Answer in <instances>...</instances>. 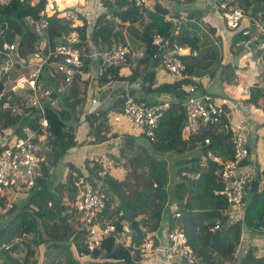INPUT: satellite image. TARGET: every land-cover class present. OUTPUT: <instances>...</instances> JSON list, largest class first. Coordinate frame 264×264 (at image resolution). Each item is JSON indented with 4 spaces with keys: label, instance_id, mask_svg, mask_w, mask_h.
<instances>
[{
    "label": "trees",
    "instance_id": "1",
    "mask_svg": "<svg viewBox=\"0 0 264 264\" xmlns=\"http://www.w3.org/2000/svg\"><path fill=\"white\" fill-rule=\"evenodd\" d=\"M30 1L7 0L4 3L0 2V23L4 22L6 27L5 31L0 34V45L6 39L11 40L12 34L8 29L9 24L20 20L26 28L17 27L21 36L17 48L22 55L41 49L39 38L29 32L28 26L23 22L26 16L39 17L45 0H35L33 3ZM122 3L101 0L99 8L104 9L105 12L99 13L95 18L89 28L88 39L85 38L84 34L85 29L88 28L85 19H82L80 26H74L81 39L80 43L76 45L79 50H91L93 45L96 47L106 46L111 41L114 42L119 39V29L114 28L112 20L104 18L107 7L110 8L112 17L119 16L123 21L126 19L134 21L135 15L139 13L135 8L129 7L120 10ZM237 3L243 7L249 16L258 10H263L264 16V0H238ZM112 6H116L118 10L114 12ZM46 18L48 34L52 41L71 29L70 22L64 21L55 13L46 16ZM18 25L20 26V23ZM164 31L165 29L161 34L168 36L163 34ZM240 31L235 32L234 40H248L251 37L249 34H241ZM257 36L256 39L259 41ZM175 40L182 47L196 48L197 36L187 31L183 23H179ZM7 43L10 44L11 42ZM149 47L144 50V59L151 57ZM214 53L213 50L208 52L206 50V52L199 53V58L190 53L179 54V57L185 64L186 73L203 75L205 73L210 74L217 66L215 56H213L214 58L208 57L209 54L214 55ZM141 61L142 59L138 60V63ZM87 62V58H83L82 69L86 67ZM100 66L103 67V71L97 78L98 88L111 80H133L136 77L134 70L128 75L119 74L118 65L115 64ZM76 73H74V77H76ZM9 75L15 76L14 73ZM8 76H2L0 79V91L3 89ZM140 76L144 92L169 94L171 98L167 99L166 106L162 108V115L156 129V138L151 142L149 141L147 147L142 146L135 150L133 149L135 145L133 142L122 143L126 147L125 149L130 151L129 153H133L130 157L125 155L128 171L124 172V176L117 179L107 173L103 175L107 199L101 211V218L112 222L118 229L120 221L124 219V213L119 207V203H123L128 209H131L134 219L142 218L139 224L141 232H134L131 235L132 243L137 244L142 241L148 231L158 228L159 221L164 215L163 210L167 202L170 201L168 199L171 198L175 202L181 203V208L184 210L180 212L176 222L182 227L194 254L199 258V264H264V253L256 254L253 247H247L242 253L235 254L238 239L243 231L242 228H246L250 232H264V188L250 192L247 186V197L244 208H242V214L235 220L228 219L224 214L225 198L213 193L220 186L217 176L220 164L206 158V150H210L212 154L221 158L231 157V147L228 141L229 129L225 117L222 116L207 126L199 127L187 138H182L179 128L184 118L181 104L182 82L188 81V79L169 81L154 86V72L152 70L143 68ZM69 90L63 96V103L60 107L46 109L44 114L46 125L44 127L38 125V116L35 115V110H29L27 116H24L12 113L9 107L2 106L4 102L12 103L21 99L22 95L20 96L17 91L11 93L3 91L4 93L0 95V131L10 128L14 133H17L23 125L27 124L26 127L36 130L34 142L38 143L42 154L40 174L34 184V189L30 191L32 194L30 193V196L21 201L13 219L6 226H0V241H8L15 236L21 237L22 241L26 243L30 240L31 231L37 232L29 245L33 246V249L27 252L28 254L34 252L31 256V264H36L39 256L36 247L40 243H44V247H46L42 264H136L135 261L138 256L134 255L132 260L129 251L121 245L115 244L111 237L103 239L100 246L91 252H88L80 242H76L73 233L78 228L77 222L75 221L72 227V220L70 219L72 216L66 211V207L72 199L73 173L79 172L78 167L73 166L70 162H65L67 169L65 179L62 182L58 181L54 191H51V185L55 178L52 166L63 158L68 149L82 143H77L73 139V134L69 131V127H65L64 120L68 119L70 115L76 117L74 115L76 103H80L83 108L87 102L85 97L74 98L72 95L73 98H71ZM53 96V92H50V98ZM135 98L147 101L139 97ZM120 107L121 101L86 116L87 120L91 116L97 120L95 125H92L91 120L88 121V134L93 137L88 142H100L118 135L123 142L124 134H109L107 136V133H112L109 129L110 126L108 121L102 122L108 109L119 110ZM97 133L101 134L97 135ZM37 137L42 138L37 140ZM204 138H208L210 142L204 144ZM196 148L200 150L199 155L202 157H198V155H191L187 158L180 157L172 163V165H176L175 173L179 178L175 182L171 195H169L171 197H169L165 189L167 182L166 160L157 158L152 152L155 150L157 153L183 154L193 151L192 154H194ZM112 159L115 161L114 158ZM240 162L245 164V158ZM96 168L89 169L88 173L93 175ZM137 170H141V174H137ZM62 191H64V197L59 194ZM0 203L2 205L5 203L3 193H0ZM167 217L169 218L168 228H170L173 224V218L170 214H167ZM216 224L217 228L214 229L213 226ZM70 241L75 242L78 253L86 256V258L98 257L101 262L94 261V259L78 262L73 256ZM12 247L11 245L9 248ZM197 258L196 263L193 264H198Z\"/></svg>",
    "mask_w": 264,
    "mask_h": 264
},
{
    "label": "built area",
    "instance_id": "2",
    "mask_svg": "<svg viewBox=\"0 0 264 264\" xmlns=\"http://www.w3.org/2000/svg\"><path fill=\"white\" fill-rule=\"evenodd\" d=\"M63 1L75 2L76 0ZM119 1L128 3L136 10H140L149 4V0ZM210 1L221 13L228 27L237 26L241 19L247 16L243 7L237 3L238 0ZM91 2L93 3H91L92 5L85 3L82 6L86 10L85 19L88 26L84 32L86 39L89 38V28L94 22L89 17H96L99 14L96 13V9L101 5V0H91ZM58 4V0H45L39 17H24L25 21L32 27L33 32L43 41L45 46L43 52L34 51L29 60L22 62L14 56L15 46L12 43L0 45V76H6L10 70L19 68L20 64H25L29 68L27 76H18L16 81L19 83L27 82L30 86V92L27 94L25 102L20 103L19 106L9 107L10 111L15 114L26 115L29 109L25 108L31 107V110L34 109L39 115V126L42 127L46 125L44 118L45 109L53 105L50 104V92L52 90L41 86V72H45L50 77L57 75L62 82L69 83L73 74L77 71V66L82 64L83 58L96 57L100 53L99 50L95 52V45H93L91 50L78 49L76 45L80 43L81 39L78 31L74 28V26H77L78 17L77 14L69 9H64L58 15L69 21L72 28L59 36V42L51 40L48 34L46 14L53 12ZM249 18L255 33L258 35L257 38H259L257 48L264 49V23L252 17ZM165 19L172 21L171 34L163 36L157 33L152 40L156 45L155 49L161 51L160 64L164 69L163 71L170 77H174L172 78L173 80L188 79V81L182 82L184 97L181 104L184 118L179 127L180 136L187 138L190 134L196 132L199 127L207 126L222 116L226 118L228 123V141L231 147V157L221 158L212 154L210 150H206V158L220 164L217 172L220 186L213 193L222 195L225 198L226 208L224 214H226L228 219L235 220L241 216L242 202L250 180L249 172L240 161L247 157L249 151L244 139L245 124L241 120L234 119V115L231 116L230 112L236 110L242 100L249 96L252 88H257L261 98L264 99V53H262L259 60L260 67L253 83L247 82V80H239L236 76L232 80L233 89L229 94L213 95L207 93L200 86L201 75L185 72V64L179 57V54L182 53V48L175 40V35L179 28L177 18L165 16ZM143 51L142 48L132 49L130 44L125 41L116 40L101 54V59L106 65H116L125 61L128 54L133 56L134 54L141 55ZM102 71L103 67L98 66L97 75H101ZM105 85L109 90L125 91L121 95L123 116L127 117L131 124L148 141H153L156 138V129L160 122L162 108L166 106L167 100L163 99L148 103L145 100H138L129 94L122 82L109 81ZM103 92L105 95L103 100L96 98L97 92L91 94L88 104L85 105L78 117L79 123L83 121L86 114L96 112L99 108L106 105L112 95L107 90ZM1 94L2 92H0ZM119 118L120 115L113 114L111 121L115 122ZM1 133L0 193H11L12 197L28 196L30 191L34 189V184L40 174V162L42 160L41 148L38 143L34 142L36 130L22 127L17 133H14L7 128ZM41 138L37 137V140ZM203 142L208 144L210 141L208 138H204ZM78 167L79 172L73 173V193L70 205L73 212L77 215L79 226L83 232V235L78 239L81 240L87 251L90 252L98 248L103 239L111 237L115 244L131 250V253L134 250L138 251L139 258L136 259V264L196 263L197 257L182 227L177 222H174L170 228L166 226L162 231L164 243L158 247L157 244H152L151 234L153 230L145 234L146 239H142L140 243L133 244L129 241L130 229L124 219L120 221V227L117 229L112 222L101 218V211L107 199L101 176L106 173L110 174L112 168L119 167L111 157H101L95 153L85 154ZM94 167H97L96 171H94L95 174H89L88 170ZM259 186L264 188V176L260 179ZM10 201H14V199ZM169 211L173 218L180 216V210L178 209L170 208ZM213 228H217V226L215 225ZM243 243L244 238L240 235L235 252L238 253ZM7 245L5 242H0V249L6 248ZM158 249L159 253H157Z\"/></svg>",
    "mask_w": 264,
    "mask_h": 264
},
{
    "label": "crops",
    "instance_id": "3",
    "mask_svg": "<svg viewBox=\"0 0 264 264\" xmlns=\"http://www.w3.org/2000/svg\"><path fill=\"white\" fill-rule=\"evenodd\" d=\"M7 0H0L1 3L6 2ZM35 0H31L30 2L33 3ZM109 1V0H108ZM75 3V5L78 4V0L71 1ZM111 2V1H109ZM112 2H123L120 6V10H125L127 7H131L128 3H125L124 1L119 0H113ZM84 4H90L93 3L91 0H84ZM92 3V4H91ZM149 8V10H148ZM118 9L116 8V11ZM148 10V11H146ZM114 11V10H113ZM105 12L102 8H97L96 13H103ZM115 12V11H114ZM150 12H156L160 14V21H154L153 19H150L147 16L152 17ZM216 9L214 4L210 0H149L148 7L141 12L139 11L138 15H135L134 21H130L126 19L125 21L121 20L119 16H111L110 14V8L107 7L106 13L104 14V18L112 20V23L114 24L115 29H119L120 31V37L119 40L125 41L130 44L132 49L135 48H142L143 50L147 49L148 46H151L153 44V36L157 33L162 35V31L165 29L163 34L170 35L172 30V21L165 19V16H169L170 18L176 17L178 24L183 23L187 29V31L194 33L197 36V44L196 48L192 49L190 46H181V54H187L190 53L191 55H194L196 58H199V53L201 52H207L209 50H213L215 53L214 55H208L209 58H212L215 56V59L217 61V66L212 70L210 74L205 73L202 76L200 86L201 88L210 94L213 95H221V94H229V92L233 89L232 80L237 76L239 80H247V82L253 83L256 78V73L260 67V58L262 56V53H264V49H258L257 44H255L251 49L247 47V43L254 39L256 37V33L253 29V26L251 25L249 19L242 18V20L238 23V26L236 27H228L225 24L224 19L222 18L221 13ZM261 11L258 10L255 15H259ZM91 15V13H89ZM98 15V14H97ZM77 19L78 23L77 26H80V22L84 17L77 13ZM97 17V16H96ZM95 16L89 17V19L95 20ZM180 21V22H179ZM86 22V19H85ZM6 28V27H5ZM4 29H1L0 34L5 31ZM29 32H32L33 35H35L40 40V50H36L37 52H43L45 49L44 43L41 40L40 37H38L34 32L32 27L29 25L27 27ZM241 30V31H240ZM240 31L241 34L244 35H250L251 37L248 40L245 39H239L234 40V34L235 32ZM21 38V36L18 33V37L11 38V40L6 39L4 43L11 42L15 48L14 53L15 57L20 59L22 62L25 60H29L32 52H27L24 55L20 54L18 52V40ZM150 38V40H148ZM55 40V39H54ZM234 40V41H233ZM113 43L111 41L106 46H97L95 49L99 50V54L96 57H88L87 60H89L86 64V71L77 72L76 77H72V80L68 83L66 87L63 88V91L61 88L63 83L59 77L56 75L54 77L47 76L45 72H41V86L50 88L52 92L56 93L57 95L63 96L67 92L68 89H70V95L71 98H73L72 95H74V98L77 97H85L86 102L87 99L90 98V94L97 90V75H96V68L98 65H100L102 58L101 54L106 50V48ZM150 49V47H149ZM257 50H260V52L256 55ZM160 57H161V51L154 49V54L151 55L150 58L144 59L141 58L142 61L138 63V60L132 56L127 55L125 58V61L122 62L119 68V73L123 75H128L133 70L135 71V79L133 80H122L120 82L124 83V87L126 91L129 94H133L135 97H139L142 99H146L148 102L153 101H160L162 99H170L169 94L164 93H146L142 90V80H141V70L144 68L146 70H152L154 72V86L159 85L160 83L165 82H171L174 81L167 73L160 70L159 64H160ZM214 58V57H213ZM19 63V62H18ZM29 71V68L25 64H20L19 68H15L12 71H10L6 76H8L10 73H14L15 76H13L12 80L13 83L7 92H18V94L22 98L17 100L16 102L8 103L4 102L2 106L4 107H11V106H19L20 103L25 102L27 94L30 92V86L27 84V82L19 83L16 81V78L18 76H27V73ZM2 76H0V79ZM71 84V86H70ZM7 85V83H5ZM70 87V88H69ZM103 87V90H101L99 96L100 100H103L105 98L104 90H107L110 92L112 96L108 99V102L106 103L107 106L105 109L110 106L111 104H115L121 101L120 95L118 91L109 90L106 88V86ZM2 94L4 93L1 89ZM59 92V93H58ZM8 94V93H7ZM258 94V95H257ZM184 97V93L182 95V99ZM59 106V105H58ZM55 107H48L46 109H51ZM84 108V107H83ZM80 105V103L75 104V113L74 115H77L81 109H83ZM26 109V108H25ZM27 109L31 110V107H28ZM45 109V111H46ZM34 110V109H33ZM82 111V110H81ZM35 115L37 112H34ZM81 113V112H80ZM79 113V115H80ZM95 113V112H93ZM89 113V114H93ZM45 114V113H44ZM231 116L234 117V119L241 120L245 124V133H244V139L246 142V145L248 147V155L245 158L246 163H242L244 168L249 172L250 180L256 181V189L255 191H259L262 188L259 186L260 179L264 176V100L261 98L259 94V90L257 88H252L250 91L249 96H247L241 104L237 107L236 110H233L230 112ZM78 115V117H79ZM85 115L83 121L81 123L78 122V118L70 115L68 116V119H71L70 122H64L66 123L69 128L71 127L73 130V139L81 144L75 145L68 149V151L65 153L63 158L58 161L53 166V171L55 170V167H58V164L60 162H63V159L65 157V162H70L73 166L77 167L78 164L82 161V157L85 154H102L106 152L110 153H116L117 152V144L124 143L122 142V139L120 136L115 137H109L106 138L100 142H88V140L92 139V135L88 134V121L91 120L92 125H95L97 123V120L93 119V117H89V120L86 119ZM37 116H39L37 114ZM45 118V117H44ZM226 119V118H225ZM46 120V118H45ZM117 122L111 126L110 132L107 133V136L109 134H124L125 137H129L130 135L132 142L134 145L133 149L136 150L138 147H145L148 146L147 144L141 145V143H135L134 137H144L139 130L134 127L129 119L125 116H120ZM7 129V128H5ZM10 129V128H8ZM101 129V128H100ZM4 129H2L0 132H3ZM11 130V129H10ZM94 131V130H93ZM91 131V132H93ZM101 133H97V135H100ZM2 133L0 134L1 137ZM145 138V137H144ZM143 139V138H142ZM124 140V139H123ZM149 142V141H148ZM144 143H146L144 141ZM128 144V143H124ZM126 152H130L127 151ZM195 152H198V148L195 149ZM118 153V152H117ZM116 153V154H117ZM125 154V152H122L121 155ZM173 155V153L165 152L163 154V157H167L168 155ZM123 156V155H122ZM201 156V155H199ZM160 157V156H157ZM202 157V156H201ZM173 163V161H172ZM66 168V167H65ZM118 167H114L111 170V173L109 174L113 178H121L123 177V174H119L118 172H123L117 170ZM66 175V173H65ZM65 175L61 182L65 179ZM54 181L51 185V189L55 187L57 181V176L55 173H53ZM250 188L248 183V189ZM61 196H64V191L59 193ZM246 196V194H245ZM247 197V196H246ZM245 197V199H246ZM170 201L167 202V205L165 208H167V213L164 212L160 221L159 226L156 230H153V233L151 234L152 244L158 245V247L164 243V236L162 231L168 227L169 218L167 217V214H170L169 209L175 208L180 210L181 212L184 211L181 208V203L175 202L174 199H168ZM245 200L242 202V208H244ZM70 205V204H69ZM4 207L5 203L2 205L0 203V218L4 216ZM66 211L69 212V214H72L74 217V220L70 217L72 220L71 225L73 222H77V230L78 234L76 235V238H79L81 236V232L79 229V221L77 218V215L73 212V209L70 207H66ZM242 214V211H240ZM166 214V215H165ZM11 220V219H10ZM10 220L6 223V225L10 222ZM174 221H178V219L174 218ZM75 224V223H74ZM73 227V225H72ZM242 237L246 240H250L251 244L250 247H253L255 249L256 254H262L264 253V232L263 233H257V232H250L246 228H242ZM74 231V232H75ZM34 232H31V237L29 235L30 240L24 243L21 242H13L12 248L7 249H0V264H31V256L32 254H28L27 252L33 249V246H29L30 242L35 237ZM131 235L129 233V241H131ZM28 236V235H27ZM13 236L12 238H14ZM19 238V237H18ZM146 239V236L143 238V240ZM15 244V245H13ZM10 245V244H9ZM39 246L36 247V250L39 254L38 259L36 261V264H42V260L44 259V253L46 250V247H44V243L38 244ZM70 245H72V253L74 258L78 262H83L85 260H92L96 259V257L86 258V256L81 255L77 251V246L75 245L74 241H70ZM247 246V244H246ZM129 251L130 258L133 260L134 255H137L139 258L138 251L132 252L131 250L125 249ZM36 252V251H35ZM159 253V249L158 252ZM62 263V260H60Z\"/></svg>",
    "mask_w": 264,
    "mask_h": 264
},
{
    "label": "rangeland",
    "instance_id": "4",
    "mask_svg": "<svg viewBox=\"0 0 264 264\" xmlns=\"http://www.w3.org/2000/svg\"><path fill=\"white\" fill-rule=\"evenodd\" d=\"M87 1V0H86ZM148 6H146V7H144V8H142V9H140V10H137L138 12L140 11H142V10H144V9H146ZM70 10H72L75 14H77V13H79L80 15H82L83 17H85V13H86V10L85 9H83L82 7H75V8H73V9H70ZM148 10H149V8H148ZM148 10H146V11H148ZM261 12V14H259V15H255V13L257 12V11H255V12H253V14H251L250 16H246V17H243V18H248L249 19V21H250V18L249 17H252V18H254V19H257L259 22H261V23H264V16H263V10H260ZM219 13V12H218ZM150 14L152 15V17H150V16H147V17H149L150 19H153L155 22L156 21H160L159 19H160V14L159 13H156V12H150ZM223 18V17H222ZM24 20V19H23ZM242 20V19H241ZM224 21V20H223ZM18 22V23H17ZM16 23H12V24H9V31L11 32V37L10 38H14V37H18V29H17V27H21V28H23V29H26L25 28V26L22 24V22H20V20L19 21H17ZM20 23V26L18 25ZM26 26H29V24L24 20V22H23ZM119 40V39H118ZM92 48H93V46H92ZM91 48V49H92ZM95 52H98V49H96V51ZM260 52V50H257V52H256V55L258 54ZM133 56V55H132ZM134 56H135V58L137 59V60H140L141 58H143L144 57V51L142 52V54L141 55H138V54H134ZM90 60V59H89ZM88 60V61H89ZM100 61H101V63H100V65H106V64H104L103 62H102V59H100ZM124 62V61H123ZM122 63H120V64H116V65H118V68H120V65H121ZM100 65H98V66H100ZM97 66V67H98ZM159 67H160V70L161 71H163L164 69L162 68V66H161V64H159ZM96 70H97V68H96ZM163 72H165V71H163ZM97 73H98V71H97ZM97 73H96V75H97ZM166 73V72H165ZM120 74V73H119ZM123 75V74H122ZM98 76L99 75H97V78H98ZM171 78H174V77H171ZM13 78H12V75H9L7 78H6V83H7V85H5L4 84V86H3V91H6V90H8L9 89V87L12 85L11 83L13 82V80H12ZM175 79H177V78H175ZM111 81H119V83H120V81H122V80H111ZM62 84V86H61V88L60 89H63L64 87H66L67 85H68V83H65V82H63V83H61ZM107 84V83H106ZM102 86H106L105 84L104 85H102ZM101 90H103V87H100V88H97V90H94L92 93H96V98L98 97V99H99V94H100V92H101ZM125 91L124 90H122V91H119L118 93H119V95H120V99H121V95L124 93ZM59 93V92H58ZM91 93V94H92ZM53 94H54V96L52 97V98H50V104H52L53 106L52 107H55L56 109L58 108V107H60L61 105H62V103H63V98H62V96H61V94L60 95H57L56 93H54V91H53ZM91 94H90V97H91ZM103 96H105V95H103ZM71 99V98H70ZM244 100V99H243ZM242 100V101H243ZM88 102H89V99H87V103H86V105L88 104ZM59 105V106H58ZM107 106V104L104 106V107H101V108H99L98 110H102V109H105V107ZM85 107V106H84ZM82 110V109H81ZM81 110H80V112H81ZM79 112V113H80ZM79 113L76 115V119L78 118V115H79ZM113 114H118V115H120V116H123V109H122V107H120L119 108V110H114V109H108L107 111H106V114H105V118L102 120V122L103 123H105L106 121H108V124H109V129H111V126H113V124L114 123H116L117 121H115V122H112L111 121V117H112V115ZM70 120L71 119H66V120H64V122H70ZM24 124V123H23ZM25 125H27V124H25ZM25 125H23L22 127H24V129L25 128H29V127H26ZM65 127L66 128H68L69 126L65 123ZM69 131L71 132V134H72V132H73V130H72V128L70 127L69 128ZM143 138V139H142ZM134 139V142L135 143H141V145H145V144H147L148 143V140L146 139V138H144V137H134L133 138ZM144 141L146 142V143H144ZM148 145V144H147ZM145 147H147V146H145ZM126 147L124 146V144H121V143H119V144H117V154L116 153H110V152H106V153H103L104 155H102V154H99L101 157H112V158H114L115 159V162L119 165V167L117 168V170H119V171H122V168H123V172L121 173V172H118L120 175L121 174H123V176H124V172L126 173L127 171H128V162H127V157H130V156H132L133 155V153H129V152H126V149H125ZM137 149V148H136ZM200 151V150H199ZM122 152H125V154H126V156L127 157H125V155L124 154H122L123 156L121 157V153ZM169 153V152H168ZM173 153V155H168L167 157H163L164 155L163 154H165V153H157L155 150H154V152H152V154L154 155V156H160V157H157V158H164L165 160H166V163H167V182H166V185H165V189H166V192H167V195L169 196V195H171V192H172V189H173V187H175V182H177L178 181V178H179V176L177 177V175H176V165H172V161L174 162V160L175 159H178V158H180V157H185V158H187V157H189V156H191V155H198V157H199V154H198V152H195L194 151V154H192L193 153V151L192 152H186V153H183V154H176V153H174V152H172ZM187 154H189V155H187ZM124 157V158H123ZM64 160L66 161V159H65V157H64V159H63V162H60L59 164H58V167H55V170H54V173L56 174V176H57V181H59V182H61V180L63 179V177H64V175H65V173H66V164H64ZM69 162V161H68ZM54 166V165H53ZM53 166H52V168H53ZM120 166L122 167V168H120ZM141 174V170H137V174ZM95 174V173H94ZM101 178H102V180H103V176H101ZM54 182H56V181H54ZM104 186V185H103ZM54 191V188H52L51 189V191ZM105 191V190H104ZM1 193H3L4 195H5V209L8 207V205H9V203H10V200L11 199H14V200H16L18 197H20V196H16V197H12L11 196V193L9 194V193H4V192H1ZM128 193V192H127ZM127 193H126V195H127ZM246 195H247V193H246ZM64 197V196H63ZM169 197H171V196H169ZM69 207V206H68ZM4 209V210H5ZM164 212L165 213H167V208H164ZM166 215V214H165ZM72 225H74V222L72 223ZM216 226H217V224H216ZM246 244H247V246H246ZM250 245H252L251 244V242H250V240H246L245 239V237H244V243H243V246L242 247H240V249H239V251H238V253L237 254H239V253H242L247 247H250ZM37 246H39V245H37ZM95 258V257H94ZM96 259H97V261H99V262H101L100 260V258H98V257H96ZM100 264H102V263H100Z\"/></svg>",
    "mask_w": 264,
    "mask_h": 264
},
{
    "label": "water",
    "instance_id": "5",
    "mask_svg": "<svg viewBox=\"0 0 264 264\" xmlns=\"http://www.w3.org/2000/svg\"><path fill=\"white\" fill-rule=\"evenodd\" d=\"M83 2H84V0H78L77 5L78 6L83 5ZM74 7H75V3L64 1L63 4L60 3L58 6H56L54 12H61L65 8L73 9ZM112 9L114 11H116V6H112ZM49 15H51V13H47V16H49ZM4 28H5V23L1 22L0 23V31H1V29H4ZM148 40H150V38H148ZM56 41L59 42V40H56ZM256 43H257V40L254 38L247 43V47H249L251 49ZM155 48H156V45L153 43L150 46V52L149 53L151 55L154 53ZM77 69L81 70V67H77ZM84 69H86V67ZM123 141H124V143H131L132 139L130 137H125ZM89 179H91V178L89 177ZM249 186H250L249 191L254 192L256 189V181L251 180L249 183ZM30 195H28V196H30ZM28 196L18 197L15 201H13L7 207V209L4 212V216L0 218V226L6 225V223L15 215L14 209L19 208V204L21 203V201L25 200ZM119 207L121 208V210L124 213V219L127 221L128 225L130 226V233L133 234L134 232H137V233L141 232L139 224L142 221V218L134 219L132 216L131 209H128L123 203H119Z\"/></svg>",
    "mask_w": 264,
    "mask_h": 264
},
{
    "label": "clouds",
    "instance_id": "6",
    "mask_svg": "<svg viewBox=\"0 0 264 264\" xmlns=\"http://www.w3.org/2000/svg\"><path fill=\"white\" fill-rule=\"evenodd\" d=\"M83 5H84V3H83ZM83 5H80V6H78V5H75V7H82ZM58 6V5H57ZM74 7V8H75ZM65 9H69V8H65ZM70 10V9H69ZM63 11V10H62ZM49 13H51V14H53V13H55L57 16H59L58 15V13H60V12H49ZM46 16H47V14H46ZM84 19H85V17H84ZM64 20V19H63ZM64 21H67V20H64ZM70 25V24H69ZM71 26V25H70ZM71 28H72V26H71ZM70 30V29H69ZM68 30V31H69ZM67 31V32H68ZM59 37V36H58ZM58 37H56L55 38V41L56 40H60V37L58 38ZM256 39V38H255ZM257 40V39H256ZM57 42V41H56ZM257 42H258V40H257ZM112 44V43H111ZM257 44V43H256ZM128 55H131V54H128ZM86 58H88V57H86ZM82 65H83V63L81 64V65H78L77 67H81V70H78L77 68V71L76 72H81V71H86L84 68L82 69ZM74 75V74H73ZM27 109V108H26ZM98 111V110H97ZM96 111V112H97ZM27 114H28V112H27ZM27 114L26 115H24V116H27ZM37 121H38V125H39V117L37 118ZM42 127V126H41ZM44 127V126H43ZM1 133V132H0ZM79 166V164L77 165V167ZM79 168V167H78ZM190 176V175H189ZM250 181L251 180H249V182L248 183H250ZM248 186V185H247ZM263 189V188H262ZM31 193V192H30ZM29 193V194H30ZM28 194V195H29ZM246 197V196H245ZM245 197H244V200H245ZM15 201V200H14ZM13 201H10V203H9V205L12 203ZM6 205V204H5ZM8 205V206H9ZM69 206V208L71 207V205H68ZM20 207V206H19ZM4 209H5V207H4ZM7 209V208H6ZM19 208H16V209H14V211H15V213L17 212V210H18ZM13 211V212H14ZM181 212V211H180ZM71 216H72V214H71ZM170 216H171V214H170ZM14 217V216H13ZM13 217L11 218V220L13 219ZM172 217V216H171ZM72 218L74 219V217L72 216ZM173 218V217H172ZM175 219H177V218H175ZM125 220V219H124ZM125 222L127 223V221L125 220ZM174 222H176V221H174V218H173V222L172 223H174ZM128 224V223H127ZM6 226V225H5ZM129 226V225H128ZM79 229H80V232H81V236L83 235V232H82V230H81V228H80V226H79ZM129 229H130V226H129ZM214 229H216V228H214ZM31 232H33V231H31ZM129 233H130V230H129ZM78 234V231H75L74 233H73V235L75 236V240H76V242H80L81 244H82V242H81V240H79L78 238H76V235ZM131 234V233H130ZM241 235H242V233H241ZM144 238V237H143ZM21 242L22 241V239H21V237H14V238H12V239H10V240H8V241H0V242H5L6 244H8L7 245V247L6 248H2V249H9V247L12 245V243L13 242ZM114 242V241H113ZM10 244V245H9ZM83 245V244H82ZM71 247H72V245H71ZM84 247V246H83ZM93 251V250H92ZM89 252V251H88ZM91 252V251H90ZM235 254H237V252H235Z\"/></svg>",
    "mask_w": 264,
    "mask_h": 264
},
{
    "label": "bare ground",
    "instance_id": "7",
    "mask_svg": "<svg viewBox=\"0 0 264 264\" xmlns=\"http://www.w3.org/2000/svg\"><path fill=\"white\" fill-rule=\"evenodd\" d=\"M58 2H59V4L61 3V4H63L64 3V1L63 0H58ZM67 2H71V1H67ZM58 4V5H59Z\"/></svg>",
    "mask_w": 264,
    "mask_h": 264
}]
</instances>
